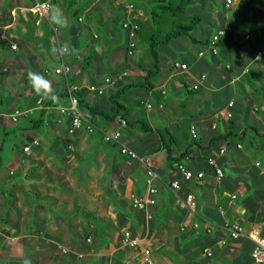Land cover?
Segmentation results:
<instances>
[{
    "label": "crops",
    "instance_id": "crops-1",
    "mask_svg": "<svg viewBox=\"0 0 264 264\" xmlns=\"http://www.w3.org/2000/svg\"><path fill=\"white\" fill-rule=\"evenodd\" d=\"M32 1L0 0V113L31 110L16 122L0 120V264H23L25 258L31 264H144L143 247L150 249L153 264H255L250 257L252 242L243 237L231 239L223 225L234 223L264 235V100L253 98L250 88V83L264 87V66L253 61L254 54L264 49V27H259L264 25V0H251L250 8L239 6L238 0L230 5L222 0L223 12L208 9L217 19H211L210 26L203 21L201 32L211 37L217 28L229 25L234 45L217 47V54L201 58L197 53L202 48L195 55L187 53V58L184 47L176 49L179 57L168 45L161 47L157 86L144 83L151 59L147 51L143 57L145 48L139 47V41H144L141 35L151 28L149 10L158 5L157 0H49L68 18L63 29L49 22V12L36 24L29 11ZM144 1L149 2L147 7ZM178 1L163 0V5ZM129 4L133 5L129 14L141 30L132 58L125 54L121 28ZM234 6L237 9L228 12ZM201 18L206 21L199 18L194 34ZM99 26L104 35L97 33ZM52 28L60 44L74 49L63 59L70 67L69 83L101 85L109 79L102 96L80 93L82 113L96 126L91 134H67L65 81L62 76L43 74L45 68L59 65L51 51L57 47ZM240 34L250 39L242 41ZM206 37L195 39L206 43ZM122 38L124 43L116 45ZM173 60L186 63L187 70H173ZM115 68L113 78L108 72ZM28 72L45 76L59 103L44 100L48 109H34L37 95L28 84ZM201 74L206 78L198 89L188 90ZM168 84L176 100L163 98ZM130 85L120 96L116 94ZM135 87H144L148 94L158 92L156 103L150 99L133 105L124 102ZM182 95L188 96L189 105H183ZM230 101L234 118L226 119ZM114 102L123 109L115 113ZM147 104L151 107L146 108ZM168 107L189 115L187 127L180 128L171 120ZM87 108L106 117L92 116ZM117 118L124 119L126 127L119 128ZM190 125L195 126V139L189 136ZM117 128L122 142L148 158L155 174V204L146 210L132 207L130 199L146 195L145 166L121 155L117 145L102 138V131ZM34 139L38 145L23 152V146ZM223 148L224 154H218ZM208 158L222 167L221 180L214 176ZM176 163L202 172L203 178L181 179ZM172 181L179 182L176 192L169 189ZM187 194L196 200L193 213L184 205ZM230 195L235 198L231 200ZM124 231L138 240L136 248L120 244Z\"/></svg>",
    "mask_w": 264,
    "mask_h": 264
},
{
    "label": "built area",
    "instance_id": "built-area-1",
    "mask_svg": "<svg viewBox=\"0 0 264 264\" xmlns=\"http://www.w3.org/2000/svg\"><path fill=\"white\" fill-rule=\"evenodd\" d=\"M226 5H230L232 3V0H225ZM49 6L50 1L49 0H33L32 4L30 6L29 11L33 14V16L36 18V24H39V22L43 19L47 18L48 12H49ZM133 10V5L129 4L126 6V15L121 23V28L125 32V39H126V46H125V54L128 58L132 57L136 52L137 47V36L138 32L140 31V26L138 21L133 19L129 13H131ZM54 33V39L56 41L57 47L60 45V43L57 40L56 35V28H52ZM232 32V27L227 25L220 28H217L214 33L209 38L206 46H204L203 50H200L197 53V57L201 58L206 53L209 55H215L217 54V42L226 36L227 34H230ZM249 35H245L243 40L247 41L249 40ZM11 50L16 49V45L12 44L10 46ZM57 58V57H56ZM63 58H57L59 65L53 69L45 68L43 70V74L45 76H62L65 81V93L68 98V108L67 111L69 112V124L66 129V132L69 136L73 135L77 131H84L88 134L92 133L94 130V125L90 122H88L82 111L79 108V94L82 92V90H85L91 94H94L96 96H102L104 94L105 88L104 85L109 83V79H104L103 84H88L86 86H80L77 84H71L68 81V75L70 73L69 70L70 67L65 64ZM264 60V49L258 50L254 54L253 61L254 62H260ZM170 67L178 72H184L187 70L188 66L184 62H179L177 60H173L171 62ZM247 71V70H245ZM206 78L205 74H201L197 81L189 86L188 90H197L200 86V82L204 81ZM44 101V100H43ZM41 100L40 97H36L35 99V107L34 109L42 110L44 108H47L44 105V102ZM233 102L230 101L226 104V112L224 114V117L226 119H230L232 117V113L229 110L232 106ZM150 104L146 105V108H150ZM31 110L27 109H14L13 111L9 113H0V120L7 119L11 122H16L19 118L23 116H27L28 113H30ZM117 126L119 128L126 127V121L122 118H117L116 120ZM117 128L114 131H102V138L104 142L115 144L118 146V150L121 155L126 156L130 159L137 160L139 163H141L146 168V175H147V190L146 195L144 197H137L135 195H131V205L134 208L140 209V210H146L147 207L153 206L155 204V195L157 193V189L152 185V179L155 177L154 172L149 168V159L146 157H140L136 152H134L132 149H130L128 146H126L125 143L121 140V132L120 129ZM189 136L191 139L196 138V129L194 125L189 126ZM31 145H38V141L36 139L32 140L28 145L23 146L22 150L23 152H29ZM237 149L240 148L239 145L236 146ZM225 149H220L218 154L222 155L224 154ZM207 164L212 168L214 176L217 180H221L224 176V172L222 167L217 165L215 163L214 158H208ZM258 165V163H256ZM175 171L180 175L181 179L186 181H199L201 178H203L202 172H193L192 170L188 169L184 164L182 163H176L175 164ZM180 188L178 181H172L169 184V189L172 192H176ZM231 200L235 198V195L229 196ZM184 205L189 210V212H194L196 209V200L194 198L193 194H187L184 199ZM197 223L193 224L194 228H197ZM223 229L227 232L228 236L231 239H237L240 237L246 238L250 240L253 244V247L250 252V257L255 264H264V235H262L259 230L257 229H250L249 231H246L241 225L224 222ZM206 233L210 232L209 228L205 229ZM89 241V240H88ZM138 240L133 238L131 236V233L129 231H124L122 234V238L120 241V244L129 248H136L138 246ZM205 254L207 256L211 255V252L209 250H204ZM141 260L144 264H153L151 257H150V249L143 247L141 249Z\"/></svg>",
    "mask_w": 264,
    "mask_h": 264
},
{
    "label": "trees",
    "instance_id": "trees-1",
    "mask_svg": "<svg viewBox=\"0 0 264 264\" xmlns=\"http://www.w3.org/2000/svg\"><path fill=\"white\" fill-rule=\"evenodd\" d=\"M201 1H204V0H201ZM192 2H193L192 0H179L176 5H171V4L163 5V0H157L158 5L149 10L150 19L152 22L151 28L148 31V33H145V34L141 33L142 34L141 37L142 38L145 37L144 40H146L148 43V53L151 59V68L147 71L144 83L148 84L149 79L156 76L160 72V65H161L160 49L161 47L169 45L170 42L177 40L181 37H187L191 41V43H197L195 37L192 34L194 31L195 25L199 22V17L189 16L186 13L187 7L191 5ZM243 4H245L247 8H250L251 0H238L239 6L243 7ZM162 20L164 23L162 24V27H159ZM177 21H180L181 23H177ZM167 24L169 25V29L166 28L167 29L166 30L165 27ZM233 34H234V31L232 30L230 34H227L226 36L221 38L217 42V47L222 48L225 46L234 45L235 42H234ZM240 35L242 36L241 37L242 41H244L243 38L245 35L244 34H240ZM199 43L202 44L203 46H206L207 42L206 43L199 42ZM125 46H126V42L124 44V51H125ZM259 63L263 64L264 66V60L260 61ZM131 87L132 85L127 86V87H122L121 89L116 91V94L120 96L122 92L126 91L127 89ZM250 88H252L253 90V93H252L253 98H261V100L262 99L264 100V87L260 85L259 87L256 88L254 85H252V83H250ZM78 96H79V108L81 110V107L83 106L82 100L80 99V94ZM250 102H251V99L249 100V103L247 105H250ZM114 103H115V110H116L115 113L123 109L120 104H118L117 102H114ZM86 110L92 116H94L95 114H99V115L106 117L105 114L101 112H96L90 108H87ZM229 110L232 113V117L230 119H233L234 111H235L233 104ZM86 120L90 122L88 119ZM95 130H96V126L94 125L93 132ZM228 134L233 135L232 132H228ZM181 157H183V155H180V158ZM170 160H174V159L171 158Z\"/></svg>",
    "mask_w": 264,
    "mask_h": 264
},
{
    "label": "rangeland",
    "instance_id": "rangeland-1",
    "mask_svg": "<svg viewBox=\"0 0 264 264\" xmlns=\"http://www.w3.org/2000/svg\"><path fill=\"white\" fill-rule=\"evenodd\" d=\"M136 1L137 0H135V2ZM139 1H141V0H139ZM148 3H147V1H144L143 4L145 5V7H147L149 5ZM222 7H223L222 0H207V1L193 0V2L191 3V5H189L187 7V9H186L187 15H189V16H197L199 18L200 17H204L206 19V21L203 18H201L202 19V23L198 26V32L196 34H194V31H195L194 30L192 35H194V37L196 36L197 39H199V40H202L204 37H206L207 34H204V33L201 32V27L203 26V21H204V23L206 25L210 26V23L213 22V21H215V19H217L216 16L210 15L211 12L208 9H212V12H223V8ZM235 9H237V7L234 6L230 10H228V12L231 13ZM202 11H204V12H202ZM243 12H245V11H243ZM248 16L249 17H252L253 16V13H251V12L248 13ZM211 19H213V21ZM238 20H240V18H238ZM262 22L264 23V17L262 18ZM163 23L164 22L162 20L161 21V24L159 25V27H162V24ZM177 23H181V22L180 21H177ZM168 24L166 25L165 29L166 28L169 29V25ZM262 26L264 27V25H261V26L259 25V27H262ZM116 27H117L120 35L123 36V33H121V30H120L121 28L118 25ZM97 33L99 35H104V30L99 26L97 28ZM208 35H210V34H208ZM209 38H210V36L206 37V39H209ZM144 39H145V37H144ZM183 39H186L188 41V45H186V42L183 41ZM204 40H205V38H204ZM139 42H140L139 43L140 49H143V48L146 49V50L145 49L143 50V57H146V53H144V52L147 51V53H148V43H147L146 40H144V41L141 40ZM123 43H124V39L122 38V39H120L119 42H117L116 45H121ZM169 44H170V45H168L169 46V49L171 51H175V55L177 54L176 53V51H177L176 49H183V47H184V51H185V52H183V54L185 55V53L186 54L187 53H190L191 56H192V54L195 55L196 54V51L198 49H201V48H202L201 50L204 49V47L202 46V44H200L198 41H197V43H191V41L188 38H186V37H181L178 41H172ZM179 55H181V54L176 55V57H179ZM119 56H120V54H119ZM188 57H190V56L187 54V58ZM130 58H132V57H130ZM204 59H205V62L206 63H209L210 62V59L208 57L205 56ZM123 61L126 62V58H123ZM149 61H150V59H149ZM149 68H151V66ZM161 70L163 72L165 69H162L161 68ZM117 71H118V68L117 69L115 68L114 70H112V72L110 71L108 73L110 74L111 77L114 78L116 76V72ZM127 81H130V80H127ZM149 81L152 82V83L154 82V86H157L158 85V82L160 83V81H161V77L157 74L156 76L150 78ZM166 90H167V93H166V95L163 96L164 99H173V100H176L177 99V97H175L172 94V92L170 90V85L169 84L166 86ZM156 96H159V93L158 92H156L155 94H148L146 92V89L144 87H135V88H132L130 94L124 98V102L125 101H128V102L131 103V105H133V102L134 101H138V102L142 101V102H145V101H147V99H150L154 103H156V101H157ZM186 97H188V96L187 95H182L181 96V100L182 101L180 100L183 103L184 106H187V105L190 104V100L185 101V98ZM138 107H139V109L141 111H144V107L142 105H139ZM168 108L170 110L169 111V113H170L169 115H170L171 120L173 122H175V124L180 125V128L187 127L186 125L190 121L189 120L190 119L189 115H187V114L179 115L178 113H175L174 111H172L170 107H168Z\"/></svg>",
    "mask_w": 264,
    "mask_h": 264
},
{
    "label": "clouds",
    "instance_id": "clouds-1",
    "mask_svg": "<svg viewBox=\"0 0 264 264\" xmlns=\"http://www.w3.org/2000/svg\"><path fill=\"white\" fill-rule=\"evenodd\" d=\"M49 22L60 29L68 26V18L58 10L54 5L49 6ZM52 54L58 59L64 56L71 55L74 49H71L67 43L60 44L58 47L52 48ZM70 71V69H67ZM27 81L34 93L41 98V100H51L59 103V97L54 94L51 82L45 76L36 73L28 72ZM23 264H31L27 258L24 259Z\"/></svg>",
    "mask_w": 264,
    "mask_h": 264
}]
</instances>
